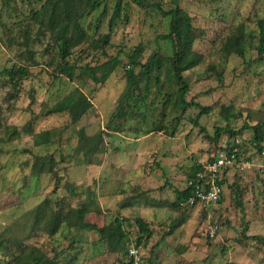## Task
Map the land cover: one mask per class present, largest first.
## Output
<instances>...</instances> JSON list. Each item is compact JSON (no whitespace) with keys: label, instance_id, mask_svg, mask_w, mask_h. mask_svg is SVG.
Here are the masks:
<instances>
[{"label":"rangeland","instance_id":"obj_1","mask_svg":"<svg viewBox=\"0 0 264 264\" xmlns=\"http://www.w3.org/2000/svg\"><path fill=\"white\" fill-rule=\"evenodd\" d=\"M45 1L0 0V71L13 60L30 69V75L19 86L0 80V253H8L9 257H0V264L32 247L50 255L60 253L66 264L74 256L76 259L70 264H119L116 258H121V254L111 253L107 243L98 241L100 233L93 230L83 231L75 248L70 246V237H49L41 230L33 236L32 212L38 205L48 199L55 206L54 202L63 200L62 209L67 210L86 199L88 186L96 192L101 213L90 212L87 221L104 226L110 225L117 215L124 216L133 220L127 226L131 227L130 232L137 230V216L151 223L153 235L143 251L142 264H149V258L151 264H264V158L253 149L246 152L240 148L247 158L258 163L244 170H230L220 203L178 207L172 201L176 199L175 191L186 187L190 164L206 162L220 152L228 132H222L221 138L214 141L211 137L218 128L239 129L246 122L253 124L264 118V57L259 58L253 44L246 59L235 54L226 56L222 51V42L238 26L256 27L257 18L264 16V0H147L159 2L165 9L177 3L192 17L199 34L194 47L204 58L184 73L190 85L186 96L212 106L199 118L205 132L194 121L197 107L188 109L184 116L180 109H168L164 131L148 132L161 103L153 113L148 112L147 122L129 118L121 128L124 130H115L118 125L113 116L129 82L131 58L144 63L154 52H173V44L163 38L169 31L168 17L153 7L144 9L134 0H124L125 12L105 50L89 43L72 49L68 61L77 66L73 80L57 70L60 59L54 56L50 34L45 31L41 16H34ZM115 2L107 1L109 13L98 29L90 30L91 37L109 32L108 21ZM103 8L85 17L84 26L96 25ZM139 46L142 52H137ZM116 56L119 60L105 82H95L80 68L87 63L103 64ZM140 71L141 66L134 69L137 76ZM166 79L162 72V80ZM76 86L92 102L85 115L73 122L67 111L50 113ZM177 88L171 84L162 92L168 90L174 97ZM157 90L153 84L149 99L160 100ZM223 106L229 110L224 111ZM178 115L183 116L179 123L173 120ZM30 128L34 134L50 130L51 140L36 145L33 135L24 132ZM82 128L89 137L102 134V152L92 157L85 152L76 154ZM173 129L175 133L171 135ZM243 136L251 146V129L245 130ZM50 157L56 165L51 171L39 176L31 174L34 164L41 162L39 158L48 161ZM141 176L142 186L153 189L151 194L142 192L136 196L139 187L134 184ZM167 181L172 187L168 185L160 194L156 185ZM152 198L156 202L160 198L161 204L147 206L146 201L155 204ZM124 202L128 205L124 206ZM210 226H217L214 235ZM244 230L246 236L257 235L262 241L242 235ZM25 237L28 240L23 243L27 245L23 250L9 249L11 242L19 243ZM131 237L137 239L135 235Z\"/></svg>","mask_w":264,"mask_h":264},{"label":"trees","instance_id":"obj_2","mask_svg":"<svg viewBox=\"0 0 264 264\" xmlns=\"http://www.w3.org/2000/svg\"><path fill=\"white\" fill-rule=\"evenodd\" d=\"M108 0H46L40 10L34 12V16H41L43 22L42 25L46 32L50 34V45L53 47L54 56H59L60 61L57 63V70L60 73H64L67 77L75 79L76 75V64L70 63L68 57L73 54V48L78 47L84 43H89L98 49L105 50L110 44L112 31L116 27L118 21L122 18L123 12H125L124 0H116L113 5V10L108 21L109 32L98 36L97 38L91 37L90 30L92 28L98 29L101 26L103 18L109 13ZM138 6L148 9L155 8L162 16L170 19L169 31L163 38L168 39L173 44L172 54L163 55L160 52H154L146 62L137 61L134 57L130 60V68L127 69L129 82L127 83L126 89L124 90L120 102L118 105V112H114L113 122L116 121L118 125L115 130H124V124L128 122L129 118H136L139 122H147L148 112H154L157 109L158 104L161 105L160 110L156 113L155 119L152 121V126L147 131H161L165 129V120L167 119V110L176 109L181 110L184 113L188 109L197 107L199 112L195 118V124L201 127L199 118L207 114L212 110V106H204L194 99L188 100L187 94L190 90L188 78L185 76V72L197 67L204 58L203 55L195 50V42L199 36L196 28L194 27L191 15L182 9L180 5L171 7L170 9L163 8V5L159 2L151 3L147 0H134ZM104 7L102 13L97 19V24L89 23L84 26V19L88 15H91L99 8ZM255 45V51L258 53L259 58L264 57V16L258 17L256 20V27L249 28L245 24H241L237 27L233 34H229L222 42V51L226 56L232 54L244 57L246 59L247 52L250 46ZM142 47L139 46L137 52H142ZM84 49H82V52ZM119 60L116 56L111 60L103 64H96L92 66L87 63L84 66H80L83 72L88 75L95 82H105L107 75L112 71ZM141 66V71L138 76L134 72V69ZM162 72L166 76V80H162ZM30 75L29 66L26 64L18 63L13 60L9 67L4 68L0 71V80L3 83L10 85L19 86L20 83ZM222 75V74H220ZM144 83V85H142ZM158 86L157 95L160 96V100L149 99L152 85ZM171 84L177 85V92H173L175 96L167 91L164 93L162 90L166 86ZM170 88V87H169ZM166 97V98H165ZM164 98V99H163ZM92 107V102L88 96L76 86L69 94L63 99L57 102L51 109L50 113L56 112H69L72 116L73 122H78L85 113ZM223 110L227 112L229 108L223 106ZM183 116L178 115L173 118L174 121L180 122ZM28 125V124H27ZM26 125V126H27ZM122 125V127H121ZM25 126V127H26ZM251 129L252 137L250 138L251 146L246 144L243 139V133L245 130ZM126 130V129H125ZM168 130H166L167 132ZM228 132L225 134L227 138L221 144L220 150H229L231 143L230 138L236 140L242 137L237 144L239 148H244V151H248L249 148L253 149L258 154L264 150V118L260 117L255 123L251 124L246 122L239 129H231L229 126L220 127L216 130L212 140L216 141L221 138L222 132ZM26 134L33 135L36 145L46 144L51 140L52 132L50 130L33 132L32 128L24 130ZM80 138H77V145L75 152L83 153L86 156L92 157V154L102 152L104 147V141L102 134L96 137H89L84 129L80 131ZM201 132H205V128L201 127ZM175 129L171 130V135H174ZM248 145V146H247ZM231 148V147H230ZM254 152V153H255ZM213 157L209 158L212 159ZM34 164V170L39 174L46 171H51L54 162L53 157L49 160L45 158H39ZM38 160V158H37ZM86 162H90L89 159H83ZM52 161V163H51ZM84 161V162H85ZM203 163H195L192 168L187 172V183L186 187L181 190L177 189L176 199L172 200L174 206H180L185 202L188 196L191 194V187L188 186V181L195 176V174L202 168ZM221 183L225 186L228 183L227 177L221 180ZM73 188L79 187L78 184H70ZM89 190L86 193V199L79 203V205H70L65 211L62 209L61 204L64 202L56 201L55 206L48 199L42 204L38 205L32 212L34 217V235H37L38 231H44L50 236H63L64 238L70 237L71 248H75V244L81 241L83 231H96L100 233L98 241L107 243L110 247V251L113 254H121V258L117 257L119 264H132V261L128 258L127 245L132 235L137 238V243L142 246L143 251L145 250L149 240L153 235V229L151 223L146 221L143 217H135V226L137 230L130 232V228L133 220L124 216H119L110 225L99 226L95 222L87 221L86 215L90 212L100 211L98 206V198L96 192L88 186ZM223 199V197H222ZM222 199L218 202L220 203ZM162 202V200H161ZM128 202H124L123 205L127 206ZM160 203V201H159ZM186 206L188 204H185ZM59 206V208H57ZM194 206V205H191ZM186 219L182 220L181 223L185 222ZM126 223L128 225H126ZM242 235L246 236V231L242 232ZM32 236V237H33ZM255 240H261L262 238L257 235L246 236ZM18 240V239H17ZM28 237L23 238L19 243L14 244L11 242L9 249L16 251L23 250L27 245ZM15 248V249H14ZM4 253V252H3ZM6 255L8 253H5ZM0 253V257L9 258L8 255ZM11 254V251H10ZM21 256L17 257L18 254L8 259L6 263L2 264H66V262L57 255H50L41 248H29L28 252L24 251L20 253ZM14 260H11L14 258ZM76 259V256L71 258L68 262L72 263ZM145 254L143 252L144 263ZM152 263L151 259H148ZM141 263V264H142Z\"/></svg>","mask_w":264,"mask_h":264},{"label":"built area","instance_id":"obj_3","mask_svg":"<svg viewBox=\"0 0 264 264\" xmlns=\"http://www.w3.org/2000/svg\"><path fill=\"white\" fill-rule=\"evenodd\" d=\"M235 142L229 146V150H220L212 159L203 162L202 168L188 181V186L191 187V194L182 203L183 205L190 204L205 207L217 204L224 195V185L221 180L229 175L230 170L233 168L244 170L258 163L254 158L251 159L245 156L243 150L237 145L239 139H236ZM259 155L264 158V150ZM216 227L212 228L210 226L212 235H214ZM133 239L128 245V258L132 261V264H141L143 249L137 243V240Z\"/></svg>","mask_w":264,"mask_h":264},{"label":"crops","instance_id":"obj_4","mask_svg":"<svg viewBox=\"0 0 264 264\" xmlns=\"http://www.w3.org/2000/svg\"><path fill=\"white\" fill-rule=\"evenodd\" d=\"M160 165V164H159ZM194 165V164H193ZM192 164H190V168H189V170L192 168V166H193ZM149 166H150V164H149ZM34 167H35V165L33 166V171H32V175H35V174H37L38 176L40 175L37 171H35L34 170ZM150 170H151V168H149ZM150 170H146L148 173L150 172ZM189 170H188V172H189ZM151 171H153V170H151ZM145 172V171H144ZM146 173V172H145ZM147 173V174H148ZM123 180H124V178H122ZM124 181H126V180H124ZM144 182V180H143V177L141 176V177H139V180H137V183H135L134 185H135V187H139V191L136 193V196H139L140 195V193H142V192H147L148 194H151V189H153L152 187H148V188H145V187H143L142 186V183ZM138 185V186H137ZM168 185H171V182H169V181H167V183L166 182H164V183H162V184H160V185H156V188H157V191L161 194L162 192H164L165 190H167L168 189ZM171 187H172V185H171ZM138 190V189H137ZM161 202V200H160V198L157 200V202H156V198H152L151 199V202H154L155 204H150V203H148L147 201H146V205L147 206H150V207H157V205H160L161 203H158V202ZM138 202H140V205H143L142 203H143V201L141 202V200L140 201H138Z\"/></svg>","mask_w":264,"mask_h":264}]
</instances>
